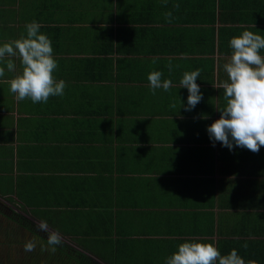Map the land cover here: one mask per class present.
Listing matches in <instances>:
<instances>
[{
    "label": "crops",
    "instance_id": "crops-1",
    "mask_svg": "<svg viewBox=\"0 0 264 264\" xmlns=\"http://www.w3.org/2000/svg\"><path fill=\"white\" fill-rule=\"evenodd\" d=\"M92 1L0 0V44L37 21L67 84L17 101L21 62L0 64V264H165L191 241L264 264V146L229 150L207 132L226 106L213 85L228 81L230 40L264 36V0ZM196 69L203 98L186 111L180 81ZM152 71L172 87L153 95ZM42 220L61 245L25 252L46 245Z\"/></svg>",
    "mask_w": 264,
    "mask_h": 264
},
{
    "label": "clouds",
    "instance_id": "clouds-1",
    "mask_svg": "<svg viewBox=\"0 0 264 264\" xmlns=\"http://www.w3.org/2000/svg\"><path fill=\"white\" fill-rule=\"evenodd\" d=\"M179 7V5H176ZM171 13L166 14L170 18ZM26 36L0 44V64L6 63L8 71H14L16 65L13 57L21 62L22 72L9 81L10 91L17 101L30 99L32 103H47L50 97L64 95L66 81L57 80L54 73L58 62L53 55L51 39L40 32L41 25L33 20L25 25ZM232 55L230 61L223 65L228 81L213 87L223 89L226 106L219 109L221 116L207 128L213 146L220 142L229 150L235 147L246 148L253 153H259L264 146V36L249 30L230 40ZM8 58V59H6ZM169 72L172 65H167ZM201 69L184 72L180 81L181 88H187L189 95L186 111H191L201 102L203 94L197 78ZM5 76V67L0 66V77ZM162 71H152L148 81L152 94L156 89L168 91L172 81H162ZM176 104H170L175 108ZM38 229L47 232L46 245L37 239H30L24 244L25 252H33L39 244L41 251L49 249L54 253L61 245L62 237L58 231H48L47 221H41ZM244 248L248 245L245 243ZM165 264H258L252 259L245 261L236 249L222 255L215 243L184 242L178 246V251L166 258Z\"/></svg>",
    "mask_w": 264,
    "mask_h": 264
},
{
    "label": "rangeland",
    "instance_id": "rangeland-1",
    "mask_svg": "<svg viewBox=\"0 0 264 264\" xmlns=\"http://www.w3.org/2000/svg\"><path fill=\"white\" fill-rule=\"evenodd\" d=\"M96 0H93L90 4L91 6L93 7H96V5L94 4ZM102 237V235H101ZM108 246H109V243L108 242H105V239L102 241V245H101V252H103V255L104 254H107L106 251L108 250Z\"/></svg>",
    "mask_w": 264,
    "mask_h": 264
},
{
    "label": "trees",
    "instance_id": "trees-1",
    "mask_svg": "<svg viewBox=\"0 0 264 264\" xmlns=\"http://www.w3.org/2000/svg\"><path fill=\"white\" fill-rule=\"evenodd\" d=\"M15 218L17 219L18 222H22V224H24L25 227H32L33 225L31 223H29L30 221L27 219H24L21 216H15Z\"/></svg>",
    "mask_w": 264,
    "mask_h": 264
}]
</instances>
